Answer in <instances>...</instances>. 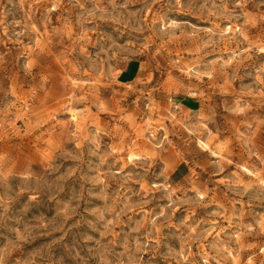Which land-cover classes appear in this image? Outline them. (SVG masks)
<instances>
[{
    "label": "rangeland",
    "instance_id": "374dc122",
    "mask_svg": "<svg viewBox=\"0 0 264 264\" xmlns=\"http://www.w3.org/2000/svg\"><path fill=\"white\" fill-rule=\"evenodd\" d=\"M0 264H264V0H0Z\"/></svg>",
    "mask_w": 264,
    "mask_h": 264
}]
</instances>
